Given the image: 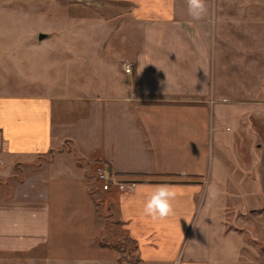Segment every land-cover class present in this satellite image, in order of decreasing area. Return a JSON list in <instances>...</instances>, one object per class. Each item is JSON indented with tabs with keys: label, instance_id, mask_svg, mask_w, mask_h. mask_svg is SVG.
<instances>
[{
	"label": "crops",
	"instance_id": "0c3cea01",
	"mask_svg": "<svg viewBox=\"0 0 264 264\" xmlns=\"http://www.w3.org/2000/svg\"><path fill=\"white\" fill-rule=\"evenodd\" d=\"M112 1L114 20L139 26L125 84L73 100L0 92V177L15 162L22 172L0 193V252L32 264H118L119 251L99 240L128 235L136 264H214L226 237L209 160L210 0L200 21L187 0ZM139 62L148 64L140 73ZM91 162L135 181L132 189L99 187L116 202L104 213L89 189ZM162 183L181 195L174 216L153 221L143 203Z\"/></svg>",
	"mask_w": 264,
	"mask_h": 264
},
{
	"label": "rangeland",
	"instance_id": "374dc122",
	"mask_svg": "<svg viewBox=\"0 0 264 264\" xmlns=\"http://www.w3.org/2000/svg\"><path fill=\"white\" fill-rule=\"evenodd\" d=\"M118 9L112 0H0V92L73 100L125 84L123 64L132 71L140 34L138 25L113 19ZM39 31L47 36L37 39ZM208 31L211 184L226 237L214 264H264V0H210ZM13 166L0 177V193L21 178ZM96 168L89 164V189L104 213L116 202L100 190ZM0 264L32 263L0 252Z\"/></svg>",
	"mask_w": 264,
	"mask_h": 264
},
{
	"label": "clouds",
	"instance_id": "9594fccd",
	"mask_svg": "<svg viewBox=\"0 0 264 264\" xmlns=\"http://www.w3.org/2000/svg\"><path fill=\"white\" fill-rule=\"evenodd\" d=\"M187 11L193 21L203 20L209 12L207 0H187ZM146 65L148 64L139 62L137 72H142ZM124 71L130 74L131 64L126 65ZM180 195V189L172 184L162 183L152 186L146 201L143 203L144 215L150 217L153 221L166 220L174 216L175 202Z\"/></svg>",
	"mask_w": 264,
	"mask_h": 264
},
{
	"label": "trees",
	"instance_id": "16d2710c",
	"mask_svg": "<svg viewBox=\"0 0 264 264\" xmlns=\"http://www.w3.org/2000/svg\"><path fill=\"white\" fill-rule=\"evenodd\" d=\"M99 244L111 246L119 251L117 256L118 264H136L138 261V256L135 252L137 248L136 241L128 235H124L112 242L99 240Z\"/></svg>",
	"mask_w": 264,
	"mask_h": 264
},
{
	"label": "built area",
	"instance_id": "2783aa9c",
	"mask_svg": "<svg viewBox=\"0 0 264 264\" xmlns=\"http://www.w3.org/2000/svg\"><path fill=\"white\" fill-rule=\"evenodd\" d=\"M129 63L123 64V69ZM96 180L98 185L103 190L109 189L112 185L117 186L120 189H132L134 180H121L107 167V165H100L96 168Z\"/></svg>",
	"mask_w": 264,
	"mask_h": 264
},
{
	"label": "water",
	"instance_id": "95a60500",
	"mask_svg": "<svg viewBox=\"0 0 264 264\" xmlns=\"http://www.w3.org/2000/svg\"><path fill=\"white\" fill-rule=\"evenodd\" d=\"M47 36V33L46 32H43V31H39L37 33V39H41L43 37Z\"/></svg>",
	"mask_w": 264,
	"mask_h": 264
}]
</instances>
